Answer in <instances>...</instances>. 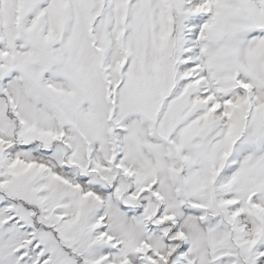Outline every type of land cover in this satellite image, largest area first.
I'll return each mask as SVG.
<instances>
[{"label":"snow or ice","instance_id":"snow-or-ice-1","mask_svg":"<svg viewBox=\"0 0 264 264\" xmlns=\"http://www.w3.org/2000/svg\"><path fill=\"white\" fill-rule=\"evenodd\" d=\"M0 264H264V0H0Z\"/></svg>","mask_w":264,"mask_h":264}]
</instances>
